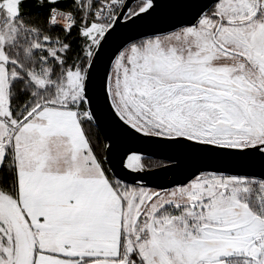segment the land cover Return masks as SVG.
<instances>
[{
  "label": "snow or ice",
  "instance_id": "obj_1",
  "mask_svg": "<svg viewBox=\"0 0 264 264\" xmlns=\"http://www.w3.org/2000/svg\"><path fill=\"white\" fill-rule=\"evenodd\" d=\"M0 264H264V0H0Z\"/></svg>",
  "mask_w": 264,
  "mask_h": 264
}]
</instances>
